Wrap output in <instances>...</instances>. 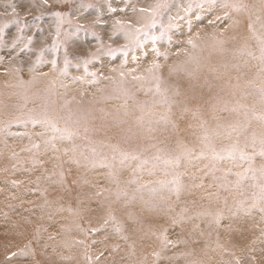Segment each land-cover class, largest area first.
I'll return each instance as SVG.
<instances>
[{"label":"rangeland","instance_id":"obj_1","mask_svg":"<svg viewBox=\"0 0 264 264\" xmlns=\"http://www.w3.org/2000/svg\"><path fill=\"white\" fill-rule=\"evenodd\" d=\"M0 264H264V0H0Z\"/></svg>","mask_w":264,"mask_h":264}]
</instances>
